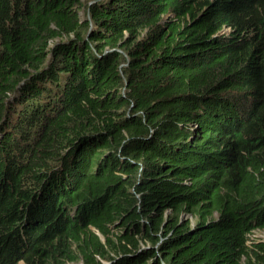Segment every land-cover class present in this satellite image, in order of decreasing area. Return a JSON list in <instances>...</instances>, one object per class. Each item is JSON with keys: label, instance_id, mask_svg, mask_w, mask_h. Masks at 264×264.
Returning <instances> with one entry per match:
<instances>
[{"label": "trees", "instance_id": "obj_1", "mask_svg": "<svg viewBox=\"0 0 264 264\" xmlns=\"http://www.w3.org/2000/svg\"><path fill=\"white\" fill-rule=\"evenodd\" d=\"M85 1L0 0V264H264V0Z\"/></svg>", "mask_w": 264, "mask_h": 264}, {"label": "rangeland", "instance_id": "obj_2", "mask_svg": "<svg viewBox=\"0 0 264 264\" xmlns=\"http://www.w3.org/2000/svg\"><path fill=\"white\" fill-rule=\"evenodd\" d=\"M101 2H104V1H103V0L99 1V3H101ZM85 12H86V11H85ZM82 15L88 16V15L83 14V13H82ZM87 19H89V18H87ZM90 24H92L93 26L95 25L92 21H90ZM125 37L128 38L129 35H127V36H125ZM111 49H113V48L106 49L105 52H106V51H109V50H111ZM119 50L122 51V52L125 54V51H124V50H121V49H119ZM126 64H127V63L121 64L120 67H122V66H124V65H126ZM120 73H121V75L123 76V78H125L123 72L121 71ZM246 105L250 107V106H251V102L246 103ZM133 191H134V190H133ZM263 199H264V198H263ZM186 216L191 220V222H194V219H195L194 216H192V215H190V214H188V215H186ZM115 223H116V222H115ZM251 237L260 238V239L264 240V230H262V229H260V228H255V229L253 230V233H252ZM145 244H146V243H142L141 245H145ZM139 246H140V245H139ZM103 262L109 264L110 261H107V262H106V261H103ZM19 264H24V263L20 262ZM67 264H83V261H82V259H78V260H76V261H74V262H68Z\"/></svg>", "mask_w": 264, "mask_h": 264}, {"label": "clouds", "instance_id": "obj_3", "mask_svg": "<svg viewBox=\"0 0 264 264\" xmlns=\"http://www.w3.org/2000/svg\"><path fill=\"white\" fill-rule=\"evenodd\" d=\"M133 190H134V189H132V191H133ZM73 210H75V209H72V211H73ZM255 228H260V227H255ZM255 228L252 229L251 234H250V237H251V235H252V233H253V230H254ZM260 229L264 230L263 228H260ZM251 238L253 239V238H255V237H251ZM163 239H164V237L161 236L160 239L157 241V243L154 244V247H157L158 244H159ZM106 262H107V261H106ZM105 264H107V263H105Z\"/></svg>", "mask_w": 264, "mask_h": 264}, {"label": "water", "instance_id": "obj_4", "mask_svg": "<svg viewBox=\"0 0 264 264\" xmlns=\"http://www.w3.org/2000/svg\"><path fill=\"white\" fill-rule=\"evenodd\" d=\"M85 2L90 4V3L93 2V0H86ZM87 15H88V13H87ZM87 18H89V16H87ZM93 27H94V26H93L92 24H90V27H89V30H88V34H89L90 31L93 29ZM88 34H87V35H88Z\"/></svg>", "mask_w": 264, "mask_h": 264}]
</instances>
